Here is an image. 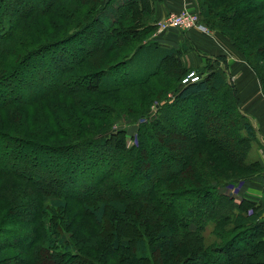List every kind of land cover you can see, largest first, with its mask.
<instances>
[{
	"label": "trees",
	"instance_id": "1",
	"mask_svg": "<svg viewBox=\"0 0 264 264\" xmlns=\"http://www.w3.org/2000/svg\"><path fill=\"white\" fill-rule=\"evenodd\" d=\"M154 1L44 0L37 8L24 5L30 0H0L18 13L0 10V264H264V207L227 193L264 171L259 161L248 160L253 142L260 145L256 131L240 112L223 56L207 58L191 70L184 59L192 48L187 43L173 48L152 37L136 44L156 31ZM214 1L196 0L201 22L233 43L264 95V0H221L218 9ZM62 8L73 27L64 43L89 40L92 32L96 38L87 52L68 47L76 52L70 66L55 64L66 60L65 54L63 59L56 54L61 47L50 41L25 44L19 31L28 28H15L34 13L61 18ZM240 24L245 26L242 37L224 30ZM255 41L262 43L258 53L248 49ZM48 64L56 69L52 74L44 72ZM192 71L198 80L183 84ZM113 75L117 78L111 81ZM155 79L159 91L148 95ZM138 86L147 89L136 98L156 104L152 117H147L150 108L139 109L143 121L131 137L135 144L128 145L125 130L72 137L69 118L53 104L66 96L79 117L99 120L96 116L104 113L109 119L114 110L100 111L99 102H83L81 95ZM40 105L46 106L44 116ZM176 112L192 119L180 128L172 122ZM67 153L79 165L69 168L75 180L70 187L61 183L62 193L60 177L44 179L48 172L40 163L58 164ZM175 155L184 162L169 164H175ZM10 161L23 170L6 168ZM39 171L35 183L31 174ZM14 180L35 191L32 200L12 188ZM132 182L138 190L126 191ZM70 203L103 229L81 243L88 253L75 242L82 238L71 235L70 244L65 243L71 229L66 219L55 222L58 216L66 218ZM103 236L107 249L100 246Z\"/></svg>",
	"mask_w": 264,
	"mask_h": 264
},
{
	"label": "rangeland",
	"instance_id": "2",
	"mask_svg": "<svg viewBox=\"0 0 264 264\" xmlns=\"http://www.w3.org/2000/svg\"><path fill=\"white\" fill-rule=\"evenodd\" d=\"M43 1L44 0H30L29 3H27V4L24 3V5L26 7L35 6L37 8H40L42 6L40 2H43ZM12 2H13V0H12ZM12 2H10L8 4V6H10L12 4ZM220 2H221V0H218V1L215 0L214 4L212 3L211 5L215 9H218L219 8L218 4H220ZM3 4H4V2L1 3L0 10L4 9L2 11H4V12L7 11V12H10L11 14L15 12L14 15L18 14L17 10H14L11 8L10 9L4 8L2 6ZM4 5L7 7L6 3ZM13 6H14V8L17 7L15 4H13ZM61 6L64 7V4L62 3ZM64 12L65 11L62 8L61 15H63V16L61 18L54 17L52 15H50L48 17H43V16H40V13H34V15L28 16V18H26L27 20L23 21L20 26L15 27V28L16 29L20 28V27L21 28H28V29H24V30L19 31V35L24 36L23 39L25 41H27L25 44H31L32 46H35V45L38 46L40 44H43L45 42L48 43L50 41V42H52L51 44L54 43L56 47H61L60 48L61 51L58 50L56 54L59 55L62 59H63L62 56L65 54V57L63 60H65V59L66 60L63 62L60 59H56L55 64H59V65L64 64V66H70L71 62H73L72 59L75 58L74 53H76L73 50L79 46V47H83V50H85L86 52L89 51L91 49L92 45L93 46L95 45L96 38H95L94 33L92 32L89 35V38H90L89 40L86 39L85 41H83L81 39V40L75 41V43H74V41H71V42L68 41V42L64 43L65 41H63V39H65L69 35H71L70 33L73 30L72 22L68 18L65 17ZM186 12H188V11H186ZM188 13H194V14L198 15V13H195V12H188ZM200 22H201V20H200ZM201 24L204 26V28H207L208 30H206L205 32L198 30V29H192V30L199 31L200 33H203L207 36H213V38L222 39L227 44L231 45L235 52H238L237 50H235L233 43L231 41H229L225 36L217 33L207 24H204L202 22H201ZM244 29H245L244 24H240V25H236L235 28L224 29V30L227 32V34L229 36L235 38L238 36L242 37L244 35V31H245ZM155 33H156V31L152 35H149V37L145 36V37L140 38L136 42V44L137 43H138L137 45L145 44L146 41L147 42L152 41V37ZM60 41H63V42L60 43ZM260 43H261V41L260 42L255 41L254 44H252V46H250V48H248L249 51L250 50L253 52L256 51V53L260 52L261 48H262V46H261L262 43L261 44ZM75 45H78V46H75ZM71 46H72L73 50L68 48ZM69 50H71V51H69ZM190 51H191L190 53H193V51H194L193 47L190 48ZM69 52H72L73 56L72 55L69 56ZM196 54H197V52H196ZM184 57H185L184 59H185V63H186L185 65L191 70L193 68H195V67H193V68L190 67V65L187 61L186 54ZM209 58H211V57H209ZM243 60H245L244 56H243ZM119 61H121V60L117 59V60L112 61V62L110 61L109 64L110 63L115 64ZM205 62H206V59H204L203 64L201 66H198L197 69L201 68L205 64ZM49 64L47 65L44 72H47L49 74L51 72V74H52L53 71H55L56 69L51 68V65H49ZM260 69L262 72H264V68H260ZM250 70H252V69H250ZM44 72L42 74H44ZM122 72H127V68L122 69ZM193 72L194 71L190 72L189 74H191ZM252 72L254 73L253 70H252ZM124 76H126V75H124ZM187 76L185 78H187ZM254 76L256 77L258 82L260 83V81L257 78V76L255 75V73H254ZM116 78L117 77H115L114 75L111 76V81L116 80ZM159 82L160 81L159 80L157 81V79L152 80L150 82V85H148V87H147L150 90V92L147 93L148 95L154 94L155 90L159 91V86H158V85H160ZM147 88L144 89L141 86H138L134 89H123L122 91H120L118 93H108V95L107 94L106 95H94V96H91V95L83 96V95H81V97H82L81 101H83V102H87L89 104H93L94 102H99L100 103V111L102 108L106 109V110H108V109L114 110L112 117H110L109 119H107V117L104 113H100L99 115L96 116L97 118H100L99 120L98 119L91 120L89 118H85V117H81V116L79 117L72 110V103H70V99L67 98L66 96L63 98L60 97L57 100L53 99V104L61 105V107L59 109H60V111L64 112V114L62 116L69 118V124L73 125L72 130H71V132H72L71 136L72 137H74L76 135L77 139H81L82 137L86 136V134L88 137H91V136H95L96 134L103 133L106 130L109 131V129H112L115 131L125 130L126 136L128 138L130 137V139H129L130 141H128V145L130 142H131L130 144H135V140H131V137L133 135H135V133L137 132L138 125L143 121V118H141L139 115L143 112L140 111L139 109L147 110L150 108V111H148V113H147V117H152V113L155 110V108H154L155 106L153 104H156V103H153L152 100L151 101L148 100V103L143 104L142 101H140L138 98H136L137 93L142 94V90H146ZM166 94H167V92L164 95H161V98L165 97ZM262 95H263V93H262ZM167 96L171 97L170 94H168ZM263 97H264V95H263ZM62 101L64 102V104H62ZM74 102L76 103V100H74ZM45 107L46 106L40 105V107L38 108V111L43 112L45 110ZM53 108L54 107L51 106L52 110H53ZM53 111L56 113L55 109ZM41 115L44 116V112ZM188 119L191 120L192 118L189 115L186 116L185 114H182L181 112H176L174 115H172L173 124L180 127V128L182 127L181 122H184L185 120L188 121ZM43 133L45 135H47L46 128H43ZM177 136H180L179 133H177ZM173 137H176V135H174ZM176 140H177V137H176ZM54 144H57V143H54ZM260 146L261 145H259V147H258V144L254 143V142L251 145V148H250V151L248 154L249 155L248 160L250 163H252L253 161H256V159L258 158L257 152L260 153L264 150V145H262L261 148H260ZM114 148L115 147L113 146V149ZM170 153H171V156H173L172 151H170ZM176 156L177 155H175V158L173 160V162H175V164L172 163V161H170L169 164H171L173 166H177V165H180L184 162V161L181 162V160L177 159ZM76 157L79 158L80 156H76ZM77 160L78 159L74 158V156H72L71 153H67L66 155H64L62 158V162H58V164L56 163V164L52 165V164H50V162L48 160L43 159L40 163L41 167L45 170V172H48L47 174L44 175V179L47 177H51V176L52 177L54 176V178L60 177L61 181L59 183L60 184L62 183L64 185H66L67 187H70L71 185H73L74 182L72 180L73 179L75 180V177H72V175H70L72 169H69V168L71 167V165H74V166L79 165V162ZM176 162H179V164H176ZM221 162H222V165L228 164L226 162L224 163V161H222V160H221ZM228 166H229V164H228ZM10 167H14L17 170H23V166L21 164L13 163L11 161L9 163L7 162L6 168L10 169ZM55 167H58V168L55 169ZM102 167L103 166H101L100 168H102ZM39 172H41V173L39 174ZM39 172L36 173L37 175L34 173L31 174L32 180L35 183L36 182L38 183L40 175L42 174V171H39ZM253 174L254 173H251V175H253ZM149 178H150V175H149ZM62 184H61L60 190L62 193H65L66 190L62 186ZM77 184H78V182H77ZM135 184H136V182H134V183L132 182V184L126 188V191L136 192L138 190V188L135 187ZM12 188L21 190L24 193V195H26V197H28L31 200H32L33 196H35V191L28 189V187L25 188V186L19 182L15 181V184L12 186ZM24 188H25V191H24ZM240 189H241V187L237 186V184H234L230 190H227V193L231 194L233 197H235L237 199V198H239L238 192L240 191ZM28 198H27V200H28ZM3 214L4 213L0 214V221H1V217L3 216ZM64 215H66V218H64V216H63V218H62L63 220L60 221L61 220L60 216H58V218L55 222L60 223L66 219L67 224L69 226L71 225V229H70L69 233L65 236V238H66L65 243L69 242V244H70L69 237H71V235L77 236L78 239L82 238L81 241H75V240L74 241L80 242V243H78V247L82 248L83 254L88 253L89 249L88 248L86 250L83 249L81 243L88 241V238L86 236L92 235V234H97L98 231L101 232V230H103L102 227L99 226L98 228H96L95 227L96 225H94L92 223L90 218H87L82 213V210L77 205L72 204V203L69 204V206L66 210V213ZM75 217L78 218L79 220H75L74 219ZM107 217H108V215H107ZM208 233H210V230H208ZM84 239H87V240L85 241ZM100 239H101L100 246H105L104 248L107 249L108 246H107L106 237L103 236V238L101 237ZM106 249H104V250H106ZM95 255L97 257H99L97 254H95ZM100 256H101V253H100ZM105 263H106L105 261L102 262V264H105Z\"/></svg>",
	"mask_w": 264,
	"mask_h": 264
},
{
	"label": "crops",
	"instance_id": "3",
	"mask_svg": "<svg viewBox=\"0 0 264 264\" xmlns=\"http://www.w3.org/2000/svg\"><path fill=\"white\" fill-rule=\"evenodd\" d=\"M152 17L155 24L169 15H177L184 11L197 13L196 0H156L152 5ZM155 42L162 46L178 48L184 43L194 47L196 51L186 55L191 68L201 66L209 57L225 58L226 77L234 84L239 98V108L251 126L256 131V139L262 146L264 143V97L262 86L252 70H250L242 55L235 52L231 45L219 38L207 36L199 31H181L169 29L162 34H154ZM197 52V54H196ZM224 66V64H222ZM221 66V67H222ZM261 167L264 169V150L257 152ZM244 197L252 203L264 207V171L250 177L238 192V197Z\"/></svg>",
	"mask_w": 264,
	"mask_h": 264
},
{
	"label": "built area",
	"instance_id": "4",
	"mask_svg": "<svg viewBox=\"0 0 264 264\" xmlns=\"http://www.w3.org/2000/svg\"><path fill=\"white\" fill-rule=\"evenodd\" d=\"M156 34H162L164 31L169 29H176L181 31H192V29H198L201 31L208 30L200 22V18L197 14L188 13L186 11L177 15H169L163 18L162 21L155 24ZM198 80V76L195 72L189 74L187 78L182 80L183 84L194 83ZM264 145V143H263Z\"/></svg>",
	"mask_w": 264,
	"mask_h": 264
}]
</instances>
